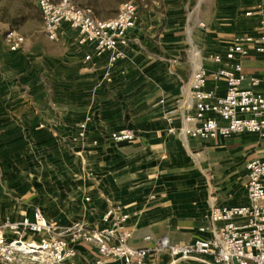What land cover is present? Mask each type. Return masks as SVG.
<instances>
[{"label":"crops","instance_id":"0c3cea01","mask_svg":"<svg viewBox=\"0 0 264 264\" xmlns=\"http://www.w3.org/2000/svg\"><path fill=\"white\" fill-rule=\"evenodd\" d=\"M139 15L122 45L127 55L113 64L109 52L87 60L89 46L67 23L50 39L63 43L58 51H33L26 36L19 50L0 53V222L32 217L38 206L58 225L103 227V213L119 205L130 213L129 243L144 247L163 235L210 238L212 204L249 201L246 162L264 156V137L186 136L169 130L168 117L180 125L198 63L216 69L212 53L260 30L264 0H147ZM241 60L247 75L264 72V53ZM124 128L134 139L114 140L111 132ZM75 245L79 264L100 256L95 243ZM172 259L163 250L144 264Z\"/></svg>","mask_w":264,"mask_h":264},{"label":"built area","instance_id":"2783aa9c","mask_svg":"<svg viewBox=\"0 0 264 264\" xmlns=\"http://www.w3.org/2000/svg\"><path fill=\"white\" fill-rule=\"evenodd\" d=\"M37 2L50 39L58 38L67 23L76 30L77 41L89 46L87 60L109 52L110 64L127 55L122 45L128 40V31L137 25L141 7L147 6V0H126L115 15L103 18L75 0ZM261 26L254 34H235L224 52L212 53V61L219 64L216 69L211 71L201 63L193 68L181 123L176 126L175 117L169 113L170 131L201 138H224L243 131L264 137V72L247 75L241 60L250 52L264 53V23ZM5 36L12 51L26 41V36L14 28ZM106 78L111 79L110 72ZM246 79L249 83L243 85ZM86 126V121L80 123L81 136ZM135 135L130 128L111 132L116 141L134 139ZM246 177L247 203L212 204L210 229L214 233L210 238L174 242L163 235L144 247H134L129 243L133 235L127 226L130 213L122 206L110 205L102 215L105 225L94 228L81 221L58 225L37 206L32 217L0 222V264H79L78 241L96 244L100 256L93 264H106L111 258H120L124 264H144L149 255L163 250L173 256L168 264H182V259L205 264H264V156L247 160ZM146 238L151 239V235Z\"/></svg>","mask_w":264,"mask_h":264},{"label":"rangeland","instance_id":"374dc122","mask_svg":"<svg viewBox=\"0 0 264 264\" xmlns=\"http://www.w3.org/2000/svg\"><path fill=\"white\" fill-rule=\"evenodd\" d=\"M75 2L77 4H84L86 0H75ZM116 13H104L100 17H110ZM11 28L22 32L28 37V41H30L28 48L33 51L43 47L48 51L55 52L62 48L63 43L54 45L48 35H46L44 31V18H42L37 0H0L1 54L7 51L8 46L5 40V33ZM0 58L2 57L0 56Z\"/></svg>","mask_w":264,"mask_h":264},{"label":"trees","instance_id":"16d2710c","mask_svg":"<svg viewBox=\"0 0 264 264\" xmlns=\"http://www.w3.org/2000/svg\"><path fill=\"white\" fill-rule=\"evenodd\" d=\"M122 1L124 0H86L84 4L78 3V5L90 6L93 14L100 17L104 13H116Z\"/></svg>","mask_w":264,"mask_h":264}]
</instances>
